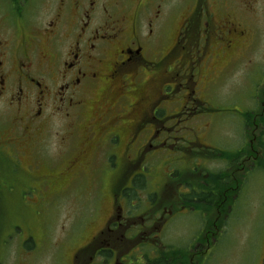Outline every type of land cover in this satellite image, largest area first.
I'll return each instance as SVG.
<instances>
[{
    "label": "flooded vegetation",
    "instance_id": "flooded-vegetation-1",
    "mask_svg": "<svg viewBox=\"0 0 264 264\" xmlns=\"http://www.w3.org/2000/svg\"><path fill=\"white\" fill-rule=\"evenodd\" d=\"M181 1L177 15L164 0H0V192L4 172L34 202L110 197L70 264L216 261L264 156V0ZM220 110L229 151L213 146ZM191 212L202 221L176 253L167 223Z\"/></svg>",
    "mask_w": 264,
    "mask_h": 264
},
{
    "label": "rangeland",
    "instance_id": "rangeland-1",
    "mask_svg": "<svg viewBox=\"0 0 264 264\" xmlns=\"http://www.w3.org/2000/svg\"><path fill=\"white\" fill-rule=\"evenodd\" d=\"M171 6L178 15L182 1L164 0L165 8ZM255 83L250 80L251 87H255ZM219 98L212 99L211 103L218 105L226 100L222 95ZM212 114L221 122L214 127L213 146L229 151L235 142L224 132L234 133L236 123L223 110H220V116L215 111ZM1 176L2 187H8L9 178L4 172ZM3 188L0 192V242L5 236H11L8 238V249L2 252L7 264H12L18 256V241L32 236V241L36 240L37 245L33 247L31 240L26 241L24 249L27 264H70L75 250L88 233L101 224L105 218L104 210L109 207L108 195L94 204L83 196L67 194L57 197L46 195L37 198L42 201L34 202L32 196L11 194ZM96 216L95 222L89 224ZM227 220L228 226L217 245L219 254L216 261L210 264H256L264 235V156L260 164L249 168ZM201 221V216L194 212L178 213L170 218L167 223V241L176 253L188 248L197 234V223ZM13 227L19 229L13 231ZM20 253L21 257L22 250Z\"/></svg>",
    "mask_w": 264,
    "mask_h": 264
}]
</instances>
